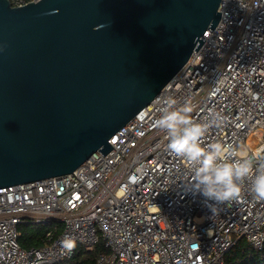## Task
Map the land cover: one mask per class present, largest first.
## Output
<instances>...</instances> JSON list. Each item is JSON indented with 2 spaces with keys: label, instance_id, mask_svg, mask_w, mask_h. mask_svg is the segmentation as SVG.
I'll list each match as a JSON object with an SVG mask.
<instances>
[{
  "label": "built area",
  "instance_id": "1",
  "mask_svg": "<svg viewBox=\"0 0 264 264\" xmlns=\"http://www.w3.org/2000/svg\"><path fill=\"white\" fill-rule=\"evenodd\" d=\"M37 1V0H34ZM13 5L26 4L11 0ZM221 20L154 101L72 174L0 188V264H66L78 246L104 241L98 264H225L239 239L264 248V201L241 184L238 200L211 214L186 187L194 169L167 150L156 127L163 98L192 105L230 158L264 161V0H222ZM63 224L49 243L23 249L22 224ZM54 223V224H53ZM56 225V224H55ZM76 241L66 254L60 241Z\"/></svg>",
  "mask_w": 264,
  "mask_h": 264
},
{
  "label": "water",
  "instance_id": "2",
  "mask_svg": "<svg viewBox=\"0 0 264 264\" xmlns=\"http://www.w3.org/2000/svg\"><path fill=\"white\" fill-rule=\"evenodd\" d=\"M222 0H0V188L69 175L148 107Z\"/></svg>",
  "mask_w": 264,
  "mask_h": 264
},
{
  "label": "clouds",
  "instance_id": "3",
  "mask_svg": "<svg viewBox=\"0 0 264 264\" xmlns=\"http://www.w3.org/2000/svg\"><path fill=\"white\" fill-rule=\"evenodd\" d=\"M39 3V0H37ZM174 98H163L161 114L156 127L167 137V150L194 169L186 187L202 197L203 205L211 214L236 201L241 195V184L251 182V192L257 200L264 201V161L255 158H230L229 150L220 142L203 143L208 128L218 125V113L200 123L192 119L193 108L188 102L176 107ZM66 254H71L76 241L65 236L60 241Z\"/></svg>",
  "mask_w": 264,
  "mask_h": 264
},
{
  "label": "trees",
  "instance_id": "4",
  "mask_svg": "<svg viewBox=\"0 0 264 264\" xmlns=\"http://www.w3.org/2000/svg\"><path fill=\"white\" fill-rule=\"evenodd\" d=\"M24 1L30 2L32 0ZM63 228V224L60 223H56V225L40 224L37 226L22 224L19 227L21 233L19 243L26 250L42 247L49 243L47 238L49 232L54 233V236L57 237L62 233ZM106 252L107 249L103 240H100L90 250L78 246L75 254L66 264H98L99 255ZM225 264H264V248L262 250L254 249L244 238L239 239L226 255Z\"/></svg>",
  "mask_w": 264,
  "mask_h": 264
},
{
  "label": "rangeland",
  "instance_id": "5",
  "mask_svg": "<svg viewBox=\"0 0 264 264\" xmlns=\"http://www.w3.org/2000/svg\"><path fill=\"white\" fill-rule=\"evenodd\" d=\"M55 224L57 223V222H54ZM53 223V224H54ZM54 224V225H55ZM33 226V225H32ZM79 247H83L84 249H86V250H90L91 248L90 247H88V246H86V245H80Z\"/></svg>",
  "mask_w": 264,
  "mask_h": 264
}]
</instances>
